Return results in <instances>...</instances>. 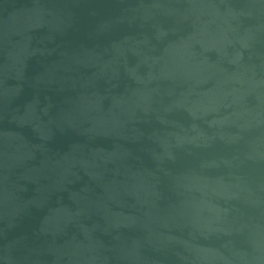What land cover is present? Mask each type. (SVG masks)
<instances>
[{"label": "water", "instance_id": "1", "mask_svg": "<svg viewBox=\"0 0 264 264\" xmlns=\"http://www.w3.org/2000/svg\"><path fill=\"white\" fill-rule=\"evenodd\" d=\"M0 264H264V0H0Z\"/></svg>", "mask_w": 264, "mask_h": 264}]
</instances>
